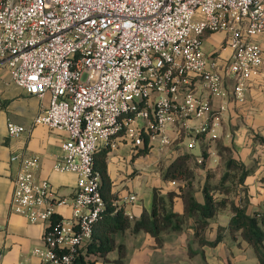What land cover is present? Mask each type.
I'll use <instances>...</instances> for the list:
<instances>
[{
  "label": "built area",
  "instance_id": "2783aa9c",
  "mask_svg": "<svg viewBox=\"0 0 264 264\" xmlns=\"http://www.w3.org/2000/svg\"><path fill=\"white\" fill-rule=\"evenodd\" d=\"M214 32L230 49L221 62L202 48ZM0 68L28 94L49 95L33 125L65 132L53 170L75 175L66 199L35 178L37 156L13 155L11 207L42 224L40 264H75L105 207L94 153L127 143L136 155L186 136L191 148L219 128L228 101L243 102L264 76V0H0ZM24 131L7 123L9 136ZM59 204L69 217L55 218Z\"/></svg>",
  "mask_w": 264,
  "mask_h": 264
},
{
  "label": "crops",
  "instance_id": "0c3cea01",
  "mask_svg": "<svg viewBox=\"0 0 264 264\" xmlns=\"http://www.w3.org/2000/svg\"><path fill=\"white\" fill-rule=\"evenodd\" d=\"M207 37L220 40L223 32L210 33ZM215 49L220 58L226 59L230 49ZM49 95L42 98L28 94L17 86L5 68H0V264H40L33 248L43 246L42 224L29 222L22 214L13 211L10 195L13 182L20 170V159L11 160L13 155L20 157L37 156L38 167L35 178L47 179L53 189L63 198H70L75 183L72 172H56L53 165L61 156V142L66 138L63 131L43 125H33V119L48 103ZM215 103L217 99L214 100ZM23 125L26 128L18 136H9L7 123ZM217 135L223 145L232 148L234 156L241 160L249 173L244 179L247 190V212L264 211V145L255 137H264V76L249 80L243 102L228 101L222 115ZM129 145L121 143L106 154V170L111 181V190L116 195V207H122L125 214H132V222L138 219L143 210L150 211L152 191L158 188L162 194L169 190L178 192L177 182L162 178L167 164L176 155V150L168 153L167 147L152 149L147 154H129ZM156 154V157L151 156ZM136 193L134 203H124L123 197ZM201 200L200 193L197 194ZM55 218L69 217L71 210L67 204L54 207ZM180 197L173 198L172 210L181 213ZM232 213L229 210L218 212L211 220L210 235L215 237L218 225H227ZM189 230L190 232L188 233ZM191 233V235H190ZM116 245L121 244L103 257L97 253L85 256L86 264H256L252 248L239 236L225 235L216 246H199L191 229H166L161 233V243L157 244L144 230L115 232ZM236 239L237 243L233 241ZM227 243V244H226Z\"/></svg>",
  "mask_w": 264,
  "mask_h": 264
},
{
  "label": "trees",
  "instance_id": "16d2710c",
  "mask_svg": "<svg viewBox=\"0 0 264 264\" xmlns=\"http://www.w3.org/2000/svg\"><path fill=\"white\" fill-rule=\"evenodd\" d=\"M255 138L264 145V137L258 135ZM202 141L201 138L200 142ZM222 147L231 155L227 157L225 171L216 185L209 182L210 174L206 173L203 183L195 189V169L201 164L196 161L195 154L191 152L176 154L165 167L162 178L177 182L178 192L169 190L162 194L158 188H154L151 210L149 212L143 210L140 217L133 222L122 207L113 205L116 195L111 190V181L106 170L108 149H98L94 153L93 170L100 176V192L105 207L94 222L85 255L77 258L75 264H86L85 256L90 253H97L103 257L115 247L121 253L122 245H116L113 234L125 229H131L134 232L144 230L154 237L157 244L161 243V233L166 229H191L199 246L213 247L221 242L225 235L233 238L239 236L252 248L257 259L256 264H264V211L247 212L248 197L244 179L249 169L234 156L231 147L226 145ZM203 151L204 148L202 153H205ZM148 152L149 148L145 146L139 150L138 154ZM227 181L230 183L226 184ZM198 193L201 195V200L198 199ZM175 196L182 200L181 213L172 210ZM226 207H229L232 213L227 225H218L215 237L212 240L207 239L205 232L209 229L211 220ZM226 264L232 263L226 260Z\"/></svg>",
  "mask_w": 264,
  "mask_h": 264
},
{
  "label": "rangeland",
  "instance_id": "374dc122",
  "mask_svg": "<svg viewBox=\"0 0 264 264\" xmlns=\"http://www.w3.org/2000/svg\"><path fill=\"white\" fill-rule=\"evenodd\" d=\"M209 34H206L203 37V43H202V48L207 54H211L215 49L221 50L222 43L220 40H217V37L210 38L207 37ZM220 62L224 60V58H220ZM218 129L213 131L212 133H209L202 137V142L199 144L196 143L193 147L188 148L187 144L190 140L189 136H186L183 140V137L179 140H174L171 144L167 145V150L168 153L171 150H177L181 148L182 146V141H184V146H183V151L184 152H191L195 154L196 161L201 164V166L197 167L195 169V174H196V179L194 181V188L198 189L200 185L203 183L206 173L210 174L209 177V182L212 185H216L222 173L225 171V161L229 155H231L227 150L223 149L222 141L220 140L219 135H217ZM213 134V135H212ZM204 148L205 153H202V150ZM177 153V152H176ZM153 157H156V154L152 155ZM230 182L227 181L226 184H229ZM199 194V193H198ZM223 210H228L229 207H226L224 209H221L219 212H222ZM188 233L190 232L187 230ZM210 231H213L212 227H209V229L205 232V236L210 235ZM191 235V233H190ZM234 243L238 242L236 239L233 241ZM227 244V243H226Z\"/></svg>",
  "mask_w": 264,
  "mask_h": 264
}]
</instances>
